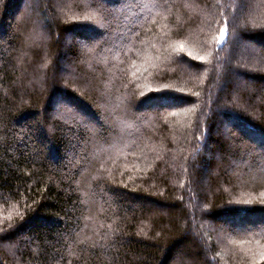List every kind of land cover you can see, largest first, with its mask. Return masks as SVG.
<instances>
[{
    "label": "trees",
    "instance_id": "obj_1",
    "mask_svg": "<svg viewBox=\"0 0 264 264\" xmlns=\"http://www.w3.org/2000/svg\"><path fill=\"white\" fill-rule=\"evenodd\" d=\"M219 253L264 264V0H0V264Z\"/></svg>",
    "mask_w": 264,
    "mask_h": 264
},
{
    "label": "rangeland",
    "instance_id": "obj_2",
    "mask_svg": "<svg viewBox=\"0 0 264 264\" xmlns=\"http://www.w3.org/2000/svg\"><path fill=\"white\" fill-rule=\"evenodd\" d=\"M224 30H225V35H224V39H223V41H221L220 40V33L218 34V38H217V45L219 46V47H221V45L224 43V41H225V39H226V37H227V29L226 28H223ZM221 32V31H220ZM222 237V236H221ZM248 243L250 244V245H246L247 246V253L250 255V256H252V255H254V254H256L257 256H260L262 253L259 251V248L260 247H256V248H250V246L251 245H257V243L256 242H249V240H248ZM224 244V252L229 248L228 246H227V242L226 243H223ZM258 246V245H257ZM250 248V249H249ZM220 254V253H219ZM214 254V256H212V261L215 263V264H220V262H221V264H227V261H225L226 259H225V256H227V254ZM263 257H264V254H263ZM222 260H223V263H222Z\"/></svg>",
    "mask_w": 264,
    "mask_h": 264
},
{
    "label": "snow or ice",
    "instance_id": "obj_3",
    "mask_svg": "<svg viewBox=\"0 0 264 264\" xmlns=\"http://www.w3.org/2000/svg\"><path fill=\"white\" fill-rule=\"evenodd\" d=\"M224 35H225V30L224 29H221V32H220V40L223 41L224 39ZM190 55V54H189ZM200 59H204V57H201ZM11 217L9 216V219Z\"/></svg>",
    "mask_w": 264,
    "mask_h": 264
}]
</instances>
